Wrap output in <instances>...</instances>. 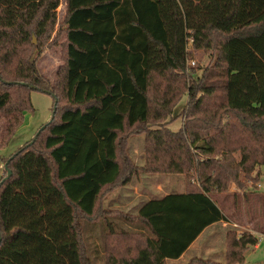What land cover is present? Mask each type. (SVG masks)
<instances>
[{
	"label": "trees",
	"instance_id": "16d2710c",
	"mask_svg": "<svg viewBox=\"0 0 264 264\" xmlns=\"http://www.w3.org/2000/svg\"><path fill=\"white\" fill-rule=\"evenodd\" d=\"M59 1L0 0V151L33 110L30 91L52 98L39 133L0 155V250L20 235L40 243L23 228L5 230L1 196L25 159L68 212L71 264H93L83 239L92 223L103 225L93 242L103 264L177 259L206 227L228 222L224 201H249L245 185L255 180L240 173L264 167V0H65L64 63L50 82L37 60ZM188 46L214 50L212 70L196 76ZM179 117V129H168ZM134 136L144 139L142 166L128 154ZM138 173L182 175L185 192L133 216L107 209V196ZM231 183L239 194L227 192ZM227 236L226 264H243L258 237Z\"/></svg>",
	"mask_w": 264,
	"mask_h": 264
},
{
	"label": "rangeland",
	"instance_id": "374dc122",
	"mask_svg": "<svg viewBox=\"0 0 264 264\" xmlns=\"http://www.w3.org/2000/svg\"><path fill=\"white\" fill-rule=\"evenodd\" d=\"M64 16L65 0H60L56 9L55 25L49 40L44 41L43 52L37 60L38 72L50 82L55 79L58 70L64 63V32L61 26ZM219 36L220 39L223 38L222 35ZM31 40L32 44L38 42L34 35L31 36ZM189 47L191 58L188 63H190L189 66L194 74L200 76L204 70H212L215 51H196ZM29 100L33 110L24 111L21 126L14 133L8 145L0 151V155L4 158L30 141L38 128L47 123L51 117L52 98L49 95L32 90L29 93ZM180 108L181 106L176 107L174 109L175 113L180 111ZM181 119L179 117L177 120L174 119L171 124L167 123V128L172 131L178 130L181 125ZM142 139L143 136H134L128 140V151L130 150V154L132 153L134 159L139 158V154L143 152L144 143L142 141L144 139ZM233 160L238 162L239 156L235 154ZM141 161L143 164V160H138L137 162L141 163ZM24 162L25 159L18 163L20 181L8 185L1 196L2 212L6 224L5 230L8 232L15 227L23 228L37 235L40 243L38 244L35 239H26L23 235H20L13 244H7L0 250V264H71L72 255L71 246L69 245L71 234L65 227L68 212H65L62 205L58 206L56 197L53 194L46 191L45 184L39 179L40 175L39 178L38 176L31 177L25 169ZM3 166V163L0 162V180L6 175ZM253 168L254 170L251 173L246 174L247 177L242 173L239 175L240 180H245V182L247 181L246 179L251 180L252 178L255 180L245 185L244 193L247 194L249 201H245V197H242L236 205L232 204V206L231 201H224L222 209L229 216L227 217L228 222H226L229 224L228 227L236 230L239 235L254 232L259 234L256 235L259 237L264 229V193L259 190L254 191L251 188L252 186L256 188V184L264 188V167L255 165ZM149 177L157 178L160 175H151ZM181 178L184 179L183 176ZM231 185L236 188V185L231 183L228 185L227 192L229 194H239L238 192L231 193L229 191ZM115 192L117 191L111 192L106 200ZM218 198L222 200L220 199L222 195L218 194ZM232 213L233 218H230ZM99 226L103 227L102 224L96 225L92 223V225H86L83 236L89 259L93 264H103V262L97 261V254L93 247L94 236L101 228ZM228 227L227 225L226 227L224 226L223 221L220 226L214 227L211 231L220 234V232L224 233V229L226 230ZM126 228H128V225ZM258 239H260L257 243L258 247L255 250L252 247L249 248L247 264H264L263 235ZM222 245L218 243L216 247L221 251ZM111 249L112 245H108L109 253ZM218 257H220V253ZM215 261L221 262V259Z\"/></svg>",
	"mask_w": 264,
	"mask_h": 264
},
{
	"label": "crops",
	"instance_id": "0c3cea01",
	"mask_svg": "<svg viewBox=\"0 0 264 264\" xmlns=\"http://www.w3.org/2000/svg\"><path fill=\"white\" fill-rule=\"evenodd\" d=\"M128 152L130 154V150ZM130 157L136 166H142V161L141 163L137 161L143 160V152L139 154V158L134 159L132 153ZM149 176L151 175L145 173L134 175L128 184L116 190L117 192L109 196L108 200H105V207L123 215L133 216L139 207L147 201L161 199L169 194H182L185 192V181L181 178L182 175H160L157 178ZM115 221L117 223L124 222L123 218L119 216H116ZM221 223L206 227L177 259H166L165 264H190L194 260L226 264L228 257L227 235L234 234L235 240H238L239 234L236 230L228 227L229 224L226 222H224V226L227 225L228 228L224 229V233L220 232L219 234L211 231L214 227L220 226ZM252 234L259 235L254 232ZM218 243L223 244L221 251L216 247ZM257 247L258 245L252 247V249L255 250ZM248 251L249 249L244 254L243 264L248 263ZM219 253L220 257H218ZM212 259H221V262Z\"/></svg>",
	"mask_w": 264,
	"mask_h": 264
},
{
	"label": "built area",
	"instance_id": "2783aa9c",
	"mask_svg": "<svg viewBox=\"0 0 264 264\" xmlns=\"http://www.w3.org/2000/svg\"><path fill=\"white\" fill-rule=\"evenodd\" d=\"M263 189V190H262ZM256 190L258 191H261V192H264V188L262 186H259L258 184H256ZM229 191H231V193H235V192H238L237 188H235L234 185H231ZM260 241V239H258V242Z\"/></svg>",
	"mask_w": 264,
	"mask_h": 264
},
{
	"label": "water",
	"instance_id": "95a60500",
	"mask_svg": "<svg viewBox=\"0 0 264 264\" xmlns=\"http://www.w3.org/2000/svg\"><path fill=\"white\" fill-rule=\"evenodd\" d=\"M37 133H39V131H37ZM10 175V172H8V176Z\"/></svg>",
	"mask_w": 264,
	"mask_h": 264
}]
</instances>
